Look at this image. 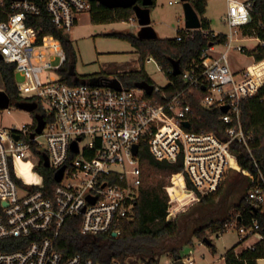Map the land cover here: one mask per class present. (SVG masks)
Masks as SVG:
<instances>
[{"label": "built area", "instance_id": "1", "mask_svg": "<svg viewBox=\"0 0 264 264\" xmlns=\"http://www.w3.org/2000/svg\"><path fill=\"white\" fill-rule=\"evenodd\" d=\"M227 1L226 40L211 44L200 61L181 69L183 88L167 76L165 85L152 83L153 91L148 93L123 82L117 89L100 77L80 78L68 66L61 39L45 33L38 23V17L47 13L57 28L69 34L79 16L90 12L91 0H0V53L6 62L15 64L22 100L38 102L44 112L37 110L46 120L42 132L34 137L31 134L38 124L34 116L31 123L0 128V239H24L16 248L0 250V264H122L118 259L95 261L80 253L65 258L56 240L71 216H81L83 233L121 234L124 223L136 217L142 144L147 143L160 160L183 161L182 170L174 173L169 186L168 220L222 186L228 171L237 164L238 146L258 164L253 134L242 122L241 101L264 86V74L259 81L252 70L264 58L257 61L252 55L253 62L240 73L233 69L230 53L264 47V38L252 27L253 0ZM262 16L258 26L264 28ZM130 20L138 22L136 14ZM181 30L184 32H178L177 39H183L184 33L193 36L194 28ZM247 40L258 43L251 47ZM147 61L156 62L163 71L152 56ZM44 72L45 80L41 77ZM167 86L170 89H165ZM197 89L204 93V106L221 109L225 129L196 127L190 97ZM225 105L228 110L223 109ZM44 153L54 177L66 165L62 179H55L50 186L39 168L40 163L44 165ZM27 172L30 174L23 176ZM251 176L244 210L226 223V230H237L241 241L256 237L247 247L264 237L258 214L264 215V171L259 169L257 176ZM125 264L147 263L127 260Z\"/></svg>", "mask_w": 264, "mask_h": 264}, {"label": "trees", "instance_id": "2", "mask_svg": "<svg viewBox=\"0 0 264 264\" xmlns=\"http://www.w3.org/2000/svg\"><path fill=\"white\" fill-rule=\"evenodd\" d=\"M141 1L139 0V2ZM191 1L202 21L201 28L193 30V36H185L184 33L181 40L177 39L176 36H158L154 39H144L130 31L108 33V35L130 41L139 53L140 69L117 74L126 86H134L139 80L154 83L144 68L146 60L152 56L161 65L166 75L175 82L176 86L183 88L182 74H175L172 71L174 68L173 60H179L181 69L184 70L192 62L201 60L205 48L226 40L225 33L215 34L211 20L205 15L208 0ZM253 2L252 27H256L260 36L264 38V28L258 26L263 19L264 0H253ZM91 3L90 16L93 23L125 21L135 14L133 7L110 8L104 4H99L96 0H91ZM155 3L156 0L151 6H154ZM38 23L44 26L45 33H53L61 39L69 58H71L74 52L68 35L56 27L47 13L38 17ZM178 32L184 31L180 29ZM248 53L254 55L255 59L259 61L264 58V47L258 46ZM258 67L264 71V60L258 63ZM71 68L75 72V69ZM0 74L4 82V89L10 94L12 101L22 100L16 83L15 64L1 59ZM165 89H170V86L165 87ZM196 92V95L190 97L196 127L209 131L225 129L227 124L221 119V109L214 106H204L201 103L203 91L197 89ZM241 108L244 128L253 134L252 149L258 164L255 163L244 147L238 146L239 156L236 166L250 175L257 176L259 169L264 171V86L258 94L244 98L241 101ZM38 110L44 112L42 107H39ZM38 153L41 154L40 151ZM139 157L142 168V183L136 201V217L126 221L121 234L117 236L109 233L98 235L83 233L81 216L67 218L56 240V247L65 258L80 253L84 258L91 257L95 261L104 263L118 259L122 264H125L127 260L158 264L165 253H170L173 256L181 253L185 243L189 240H185L181 236V214L173 220L167 219L170 194L165 185L168 176L182 170L183 161L179 160L172 163L167 160H160L153 155L147 143L140 145ZM39 168L44 175L46 184L48 186L54 185L56 183L54 169L46 167L42 163H40ZM221 192L222 187L215 192L204 195L200 204L212 203ZM246 193L238 205L239 211L245 208ZM258 214L262 223L261 230L264 234V215ZM228 221L227 218L211 220L196 228L194 234L205 241V237H208L207 230L212 233H223L226 231ZM20 240L24 239H0V250L16 248L20 246ZM210 240L212 241V239ZM210 244L214 247L212 242ZM226 257L228 258L227 264H258L259 259L264 258V237L257 241L253 247L245 248L240 254L235 251V247L229 249Z\"/></svg>", "mask_w": 264, "mask_h": 264}, {"label": "rangeland", "instance_id": "3", "mask_svg": "<svg viewBox=\"0 0 264 264\" xmlns=\"http://www.w3.org/2000/svg\"><path fill=\"white\" fill-rule=\"evenodd\" d=\"M156 0L151 6L152 25L159 37H175L185 25L184 2L182 0ZM228 10L227 0H208L207 17L211 20L212 29L217 32H227L228 24L224 21ZM137 21L125 20L109 23H93L89 12L82 15L77 25L68 35L73 47V56L69 58L68 66L73 67L80 78L94 80L98 76H117L141 67L139 53L136 47L128 40L108 35L114 31L135 32L137 34ZM248 46H255L257 40H247ZM233 69L243 73L247 66L253 62L249 53L232 51L230 53ZM145 71L154 83L165 85L168 82L167 75L160 70L154 61L145 62ZM259 68V67H258ZM254 72V67L252 66ZM259 71H261L259 69ZM263 71V70H262ZM59 77V72H53ZM41 77L45 80L46 73ZM20 79V77H18ZM0 88L4 89V82L0 74ZM33 113L24 110L12 101L9 109L0 108V128L12 125L31 123ZM237 171V172H236ZM26 176V173H22ZM160 176V174H158ZM174 173L167 177L165 185L171 197L170 187ZM252 176L242 171L238 166H233L225 176L222 184V192L212 203L200 204L201 200L192 203L181 212V236L189 242L181 250V256L189 258V264H227L228 250L235 247L240 254L249 244L256 240L251 236L241 241L240 234L234 228L229 227L223 233H212L207 230L208 238L212 239L214 247L194 234V230L214 219H231L239 211L245 193L251 184ZM202 199V198H201ZM215 249V250H214ZM191 257V258H190ZM176 256L170 253L162 255L158 264H174ZM264 264V258L258 261Z\"/></svg>", "mask_w": 264, "mask_h": 264}, {"label": "water", "instance_id": "4", "mask_svg": "<svg viewBox=\"0 0 264 264\" xmlns=\"http://www.w3.org/2000/svg\"><path fill=\"white\" fill-rule=\"evenodd\" d=\"M100 4H104L110 8H117V7H133L134 12L138 18V24L140 28L137 31V35L144 39H154L158 37V33L154 26L152 25V17H151V5L153 4L154 0H96ZM184 2V11H185V25L188 28L198 29L202 26V21L200 15L198 14L197 10L195 9L194 5L192 4L191 0H182ZM3 59V55L0 53V60ZM174 66V73L180 74L181 66L179 60H173ZM101 81L107 82L109 86L115 87L117 89L122 88V80L118 76H101L98 78ZM137 87L145 88L148 93L153 91V84L148 82L147 80H139L135 84ZM12 104V98L10 94L5 90L0 88V108L7 109ZM16 105L24 110L33 113V116L37 120V127L36 131H34L31 136L34 137L36 133L42 132L43 128L45 127L46 120L44 115L40 113L37 108L39 106L38 102L36 101H28V100H19L16 101ZM229 106H223L224 110H228ZM185 125H189L188 121H185ZM16 138H19V135H16ZM77 148V146L75 145ZM135 153L138 151V146L135 145L134 147ZM44 157V165L48 167L50 165L49 157L47 153L43 154ZM66 165L62 166L58 169L55 173V179L60 181L63 177V172ZM116 236V232L113 233ZM205 241L210 243L212 242L208 237H205ZM174 264H188L181 256L178 254L174 260Z\"/></svg>", "mask_w": 264, "mask_h": 264}, {"label": "bare ground", "instance_id": "5", "mask_svg": "<svg viewBox=\"0 0 264 264\" xmlns=\"http://www.w3.org/2000/svg\"><path fill=\"white\" fill-rule=\"evenodd\" d=\"M253 67H254V74H255V78H257L259 81H261L262 80V77H263V72L264 71H259V68H258V63L257 64H255V65H253ZM28 174H30L29 172H27L25 175H28ZM24 176V175H23Z\"/></svg>", "mask_w": 264, "mask_h": 264}, {"label": "crops", "instance_id": "6", "mask_svg": "<svg viewBox=\"0 0 264 264\" xmlns=\"http://www.w3.org/2000/svg\"><path fill=\"white\" fill-rule=\"evenodd\" d=\"M85 13H87V12H84V13H82L80 16H79V19H80V17L82 16V15H84ZM89 15H90V12H89ZM206 16H207V12H206V14H205ZM90 18H91V16H90ZM209 18V17H208ZM79 19H78V21H77V23H76V25L78 24V22H79ZM117 22V21H116ZM138 30V29H137ZM217 32V31H216ZM76 72V71H75ZM98 77H101V76H98ZM260 260V259H259Z\"/></svg>", "mask_w": 264, "mask_h": 264}]
</instances>
